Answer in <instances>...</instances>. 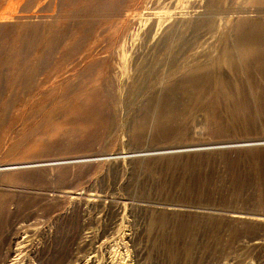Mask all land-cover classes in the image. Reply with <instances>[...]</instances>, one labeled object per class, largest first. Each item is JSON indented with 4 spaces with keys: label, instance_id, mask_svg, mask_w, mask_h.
Instances as JSON below:
<instances>
[{
    "label": "rangeland",
    "instance_id": "obj_1",
    "mask_svg": "<svg viewBox=\"0 0 264 264\" xmlns=\"http://www.w3.org/2000/svg\"><path fill=\"white\" fill-rule=\"evenodd\" d=\"M97 5L0 0V17H8L0 21V58L28 27L38 37L24 44L32 51L27 67L37 53L52 52L38 80L45 85L13 82L6 68L0 76V166H13L0 171V207L7 222L34 231L32 252L17 264H40L44 248L42 264L54 248L78 264L93 253L103 264L108 250L124 254L122 264H264V67L218 62L239 24H264V2L126 0L122 15L133 17L93 18L92 36L65 57L80 42L81 13ZM151 26L150 47L126 36ZM170 26L171 65L168 47L158 43ZM196 71L210 72L202 95L196 87L175 91L164 110L173 82ZM237 101L247 103L248 114L234 112ZM91 102L95 115L78 118ZM11 200L18 209L6 206Z\"/></svg>",
    "mask_w": 264,
    "mask_h": 264
},
{
    "label": "bare ground",
    "instance_id": "obj_2",
    "mask_svg": "<svg viewBox=\"0 0 264 264\" xmlns=\"http://www.w3.org/2000/svg\"><path fill=\"white\" fill-rule=\"evenodd\" d=\"M125 1L126 0H96V2L98 3V5L96 7L89 9V6H88L89 10L87 8H86V10H83V12L85 14L82 17V13H83L82 12L81 16L80 15L79 16L81 18H84V19H82L78 25V28H79V31L81 34V39L79 40L80 42H77L76 44H74L73 46L68 48L67 52L65 53V54H67V55H65V57H67L69 54H76L77 53L76 50L81 47L80 44L85 43L86 40L92 36V29L94 26L93 18L115 20V19H120L123 16H125V18L133 17L132 14L122 15V9H123V5H124ZM257 2L263 3L264 0H257ZM73 3H75V2H73ZM73 6H75V5H73ZM71 10H72V8H71ZM80 10H82V8H80ZM80 10H79V12H80ZM78 14H80V13H77V15ZM22 18L26 19V18H30V17H22ZM6 19H8V17H5V16L0 17V21H4ZM75 19H76V17H75ZM249 22H251V23H249V25H247L248 28H246V30H244L245 23L242 22L241 24L238 25V32L239 33L237 34V37H236L234 43L231 45V47L223 50V52L221 53L220 59H218L219 60L218 62H220L221 64H224V63H230V61L234 60V59H240L241 61L248 62V66H257L259 68L264 67V24L263 23L260 24L257 21H255V22L249 21ZM186 24H189V26L192 29H195V27L200 25V23L199 24L198 23L190 24V21H188V22L186 21ZM174 27L175 26L168 27L165 30L164 36L162 38H160V40L158 41L159 44L168 47L167 53L169 52V54H167L168 55L167 58H168V63H170V65H171L173 58H174L173 57L174 55H172V60L170 57L171 56L170 52H171V47H172V46H170L171 45L170 42L175 37ZM152 28H153V26H151L147 31H145L146 33L144 32V34H143L144 36L142 34H140L143 36L142 39L140 37H138L140 35L138 33L136 34V32L134 33L133 30H132L133 33L128 32L129 34H126V36H128L129 40L133 43V45H135L134 43L139 41V40L144 42V44H148V43H150V40H151L150 36L152 33ZM2 29H3V27L0 26V30H2ZM27 29H28L26 31L27 33H24L21 36L18 35L19 37L17 36L13 40L10 39L11 40L9 43L10 48L8 49L7 52L3 53V54H6V57H4L3 59H1L2 57L0 58V76H1L2 70H4L6 68V70L10 73V78L12 79L13 82L14 81L15 82L16 81H20V82L22 81L24 83V85H27L29 88L30 87L33 88V87H38L39 85H45V82H41V84H38V80H42L40 78H41V76H43L45 74L43 67H44V65L48 64L49 58L51 57L52 52L49 49V51H44V52L42 51L40 53H37V55H35L36 60H37V63L35 64V66L33 68L27 67L28 66L27 59L29 57V54H31L32 51L30 52V51H28V49L24 50V44H33V43L37 42V37H38V36H36L37 34H36L35 28H29L28 27ZM151 41H153V40H151ZM21 44H23V45L18 47V45H21ZM139 44H137V45H139ZM140 46H141V44H140ZM150 46H151V43H150L149 47ZM136 47L137 46H134V48H136ZM137 48H136V50H138ZM139 51H140V49H139ZM3 52H4V50H3ZM128 52H129V50L124 49L122 54H117V64H120L123 61L122 60L123 54H127ZM134 52H133V54H134ZM138 52L136 51L135 53L138 54ZM63 59H64V57H63ZM138 59L136 61H138ZM135 63H137V62H135ZM144 66H142V67H144ZM169 66H168V68H169ZM105 67L107 69H110V67L107 66L106 64H105ZM134 69H135V67H134ZM152 70H153V68H152ZM139 71H140V69H139ZM198 71L190 74L189 77L188 78L186 77V79H184V80L183 79L180 80V78L178 77L180 75L176 76L177 78H179L180 81L176 82V83L173 82L174 84L171 86V89H168V91H167V96L166 97L164 96L165 97L164 104H163L164 110H167L172 106V100H170V99L172 98V95L175 91H179V90L184 91L185 89H187L189 87H196V89H198V91H199V94L202 95V93L205 90V87H207L206 85L211 80L210 79L211 76H210V72H198ZM200 71H202V70H200ZM173 73H174V71H173ZM182 76H184V75H182ZM182 76H180V77H182ZM173 77H174V75H173ZM51 80L52 79H50V80L46 79V82L50 83ZM43 81H44V79H43ZM175 81H176V79H175ZM216 81H217L216 84L218 87L217 90L220 89L223 91V88H224L223 83L220 80H216ZM87 97L90 99H93V96H91V95H89ZM238 101H237L236 105L234 106V112L236 114H240V115L248 114L247 112L250 111L249 110L250 108L248 109L247 103L242 102V101L238 102ZM77 115H78L77 116L78 118H83L85 116L86 117L87 116H94L95 115V105L91 102L90 105H87L86 109L80 111ZM241 145H244V144H241ZM218 146L219 145H217L215 147L211 146L209 148H204V149H220V147H222V146H219V147ZM183 149H199V147H195V148L175 147V148H172L169 150H164V151H169L170 152L169 155H172V154L190 153V152H197V151L199 152V151L204 150L201 148L200 150H196V151H183ZM179 150L181 152H175V151H179ZM155 151H158V150H155ZM150 152H154V150H152ZM146 153H149V152L146 151ZM156 156H164V155H156ZM143 157H146V156H143ZM80 159H83V158H77V160L82 161ZM56 161H59V160H56ZM38 163H40V162H38ZM12 168H13V166H11V165H2V166H0V171L9 170ZM14 196L15 195H13V197ZM12 205H15L16 209H18V206L14 202V200H11L9 203L6 204V206H12ZM5 211H6L5 205L0 207V264H17V262H20V261H18V259H16V258H19V256H21L22 254L24 255L25 252H26V254L27 253L30 254L32 252V248H33L32 247V244H33L32 241H33V237H34V234H33L34 231L31 228H25L24 226L20 225L18 222H13V223L7 222L4 219ZM231 218H232L231 221L247 220L243 216H232ZM251 221H259V220L253 218V219H251ZM88 234H90V233H88ZM89 237L90 236L87 235L86 239H89ZM100 240L97 243H99L100 245L104 244V241L103 240L100 241ZM29 248H30V250H27ZM50 250H52L55 253V256L52 258L48 257L47 258L48 261H46L45 264H78L75 262L79 261V260H76L75 262L71 261L72 256L66 255L65 253H61V250L58 251L56 248H54V249H49L48 252ZM40 254H41L40 255L41 258H39V260H40L39 263L42 264V261H45V258H46V256H48V254L46 255V249L45 248L42 249ZM107 254H108V258H106V261L103 264H122L121 262L123 260L124 254L116 255L115 253L109 252V250L107 251ZM12 255H14L13 258H12ZM37 255H39V254H37ZM85 264H96L95 253L90 254V257H88Z\"/></svg>",
    "mask_w": 264,
    "mask_h": 264
},
{
    "label": "water",
    "instance_id": "obj_3",
    "mask_svg": "<svg viewBox=\"0 0 264 264\" xmlns=\"http://www.w3.org/2000/svg\"><path fill=\"white\" fill-rule=\"evenodd\" d=\"M202 147H199V149H183V151H196V150H200ZM206 148H209V147H206ZM204 149V148H202ZM174 152V151H173ZM175 152H181L180 150L179 151H175ZM170 152L169 151H154V152H149V153H146V154H141V155H138V156H156V155H165V154H169Z\"/></svg>",
    "mask_w": 264,
    "mask_h": 264
}]
</instances>
